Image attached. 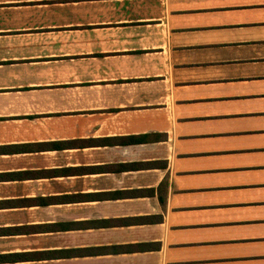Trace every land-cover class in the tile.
Returning <instances> with one entry per match:
<instances>
[{"label":"crops","instance_id":"obj_1","mask_svg":"<svg viewBox=\"0 0 264 264\" xmlns=\"http://www.w3.org/2000/svg\"><path fill=\"white\" fill-rule=\"evenodd\" d=\"M260 80L264 0H0V264L264 263Z\"/></svg>","mask_w":264,"mask_h":264},{"label":"rangeland","instance_id":"obj_2","mask_svg":"<svg viewBox=\"0 0 264 264\" xmlns=\"http://www.w3.org/2000/svg\"><path fill=\"white\" fill-rule=\"evenodd\" d=\"M253 83L248 84L246 87H244L242 94L245 97H251L252 95L254 96V94H264V80H260L257 82L252 81ZM260 101L255 102V98H251L249 100H246L245 102H242L239 104V106L241 107V110L244 109L248 112H254V108L256 110H264V95L262 98H259ZM253 114V113H251ZM244 119H246V121H242V122H238V124H241L240 128H245V130L240 134V137L242 138V142H241V146H245L246 148L249 146L248 151H246L245 153L248 155V157H253L254 160L251 162L249 161V164H252L253 166H257L260 163V159L262 157H264V119L260 118V120L255 121V126L260 128L262 131L258 134L260 136H254L252 133V130L254 129V118H252L251 116L246 115L244 117ZM238 136V135H237ZM260 148V149H259ZM242 157H244L243 153H240ZM260 155V156H259ZM261 157V158H260ZM264 162V159H263ZM264 180V179H263ZM262 234L264 235V232H262ZM260 244L257 247V254L260 252V254H258V256H264V239L259 240ZM261 262H264V258L260 259ZM264 264V263H262Z\"/></svg>","mask_w":264,"mask_h":264}]
</instances>
